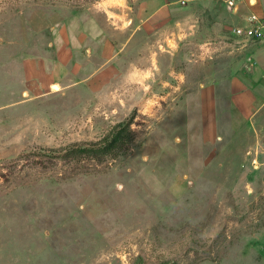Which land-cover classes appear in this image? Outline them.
<instances>
[{"label": "rangeland", "instance_id": "rangeland-1", "mask_svg": "<svg viewBox=\"0 0 264 264\" xmlns=\"http://www.w3.org/2000/svg\"><path fill=\"white\" fill-rule=\"evenodd\" d=\"M173 1L135 35L125 0H0V264H264L255 44L223 0ZM237 69L259 93L239 122Z\"/></svg>", "mask_w": 264, "mask_h": 264}, {"label": "crops", "instance_id": "crops-1", "mask_svg": "<svg viewBox=\"0 0 264 264\" xmlns=\"http://www.w3.org/2000/svg\"><path fill=\"white\" fill-rule=\"evenodd\" d=\"M125 4L127 8L125 11L127 19L132 22V27L129 29L128 34L146 35L144 29L147 26H155L157 21L160 23H169L175 17L173 0H125ZM262 9H264V0H243L239 5L238 12L240 16L236 24H239L241 18L248 13L254 12L260 14ZM233 14L236 15L237 13L233 12ZM174 42L177 43V40H174ZM254 44L250 47V50L253 51L251 52L252 59L249 68L251 69V74L254 76H264V43ZM68 50L69 52L70 50L71 52L73 51V49L69 48ZM68 56L69 53H66L65 58L60 60L61 65L65 64L69 58ZM229 95L233 113L238 117L236 122H239L242 116H248L253 113L259 98V93L256 92L253 82L239 69L236 70L231 80ZM217 99V85L208 79L205 80L201 88V109L204 132L210 141L215 140L217 137L220 124L219 119L221 121L223 120L225 115L224 110L227 109L222 104L219 106ZM259 248L264 256V242L261 243Z\"/></svg>", "mask_w": 264, "mask_h": 264}, {"label": "built area", "instance_id": "built-area-1", "mask_svg": "<svg viewBox=\"0 0 264 264\" xmlns=\"http://www.w3.org/2000/svg\"><path fill=\"white\" fill-rule=\"evenodd\" d=\"M234 13L239 10L243 0H223ZM233 33L244 42L264 43V9L260 14L248 13L241 18V22L233 27Z\"/></svg>", "mask_w": 264, "mask_h": 264}, {"label": "bare ground", "instance_id": "bare-ground-1", "mask_svg": "<svg viewBox=\"0 0 264 264\" xmlns=\"http://www.w3.org/2000/svg\"><path fill=\"white\" fill-rule=\"evenodd\" d=\"M54 89L59 90V86L58 85L54 86Z\"/></svg>", "mask_w": 264, "mask_h": 264}]
</instances>
